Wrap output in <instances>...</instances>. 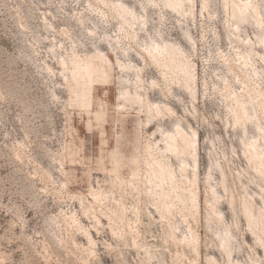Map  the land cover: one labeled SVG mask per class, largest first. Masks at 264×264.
Returning a JSON list of instances; mask_svg holds the SVG:
<instances>
[{"label": "rangeland", "instance_id": "374dc122", "mask_svg": "<svg viewBox=\"0 0 264 264\" xmlns=\"http://www.w3.org/2000/svg\"><path fill=\"white\" fill-rule=\"evenodd\" d=\"M58 1L0 0V264H207V255L226 264L219 248V226L205 202L208 171L215 186L221 184L222 173L239 176L229 180L233 206H229L230 197L221 188L217 208L226 222L238 221L231 239L235 261L252 264L251 259L257 258L264 264V250L247 229L238 205L246 191L264 207L259 197V193L264 197V189L256 185V174L242 154L240 141L244 134H256V129L250 120L243 119L247 123L244 133L234 123L225 98L223 77L228 81L229 76L235 86L241 85L221 60L220 51H226L229 45L220 0L209 3V12L217 13V17L198 14L189 26L197 43L196 52L182 34L186 26L177 23L171 11L163 9L162 19L159 9L146 11L152 35L161 27L166 38L192 52L198 69L199 92L194 108L184 91L176 90L182 102L171 96L168 100L161 97L158 86L163 87L165 82L152 65L146 64L139 73L148 98L168 103L182 119L185 130L190 133L191 127L198 132L197 186L201 202L198 210L188 209L194 206L189 185L193 175L190 171L182 173L180 162L171 155L188 207L185 211L179 207L174 215H163L153 205L148 194L151 187L140 177L146 170L145 143L159 138L158 129H174V121L148 119L143 106L120 96L121 73L105 63L95 77L91 100L97 117L70 105L82 86L72 79L69 63L64 70L59 64L60 57L72 51V42L61 35L60 29L72 24L79 50L83 48L78 42L90 46V39L67 14L77 4L85 5L84 0H66L61 5ZM141 2L145 0L129 1L137 12ZM197 7L199 10L200 0ZM44 16L55 25L54 30L46 28ZM104 22L109 34L118 33L115 18ZM243 28L253 35L255 27L250 23ZM61 42L65 49L59 46ZM121 43L130 50L126 40ZM101 46L114 64L109 46ZM131 54L142 66L138 55ZM44 61L53 67V74L46 70ZM62 71L67 79L61 77ZM136 74L130 72L128 77ZM261 75L264 81V72ZM152 80L158 83L153 88ZM202 80L206 85H201ZM251 111L264 125L261 110L251 107ZM132 177H136L129 181L133 185L127 182ZM190 228L199 234L196 251L182 243L183 236L190 235ZM236 246L239 248L235 251Z\"/></svg>", "mask_w": 264, "mask_h": 264}, {"label": "bare ground", "instance_id": "6f19581e", "mask_svg": "<svg viewBox=\"0 0 264 264\" xmlns=\"http://www.w3.org/2000/svg\"><path fill=\"white\" fill-rule=\"evenodd\" d=\"M130 0H84L85 5L77 4L68 13L70 19L77 25L83 35L90 39V46L78 42L83 50L78 49L77 40L73 35L71 26L62 27L61 35L72 42V51L66 52L60 57L59 64L62 70L67 68V63L71 65L70 74L76 84L81 85L80 93H76L70 101L72 107L82 109L88 116L97 117L93 110L91 100L94 94L95 77L100 75L101 65L107 64L109 67L115 66L119 75V83L123 88L120 96L131 103H138L146 110V116L150 118H164L174 121V129L160 132L159 138L149 139L144 145L146 170L141 174L145 183L151 189L148 191L155 207L161 209L163 215H174L177 209L183 206L185 211V199L180 193V185L177 183L173 168L171 155L180 162V171L185 173L190 171L193 181L189 183L194 198V206L188 208L198 210L201 198L198 190L197 173L199 169V138L195 128H191L189 133L182 127V119L178 118L174 109L166 102L152 101L148 98L142 84L140 74L146 64H150L156 69L160 78L165 82L163 87H159L161 97L167 99L171 96L173 100L182 102V98L176 90L184 91L193 101L199 92V77L197 65L192 58V52H188L177 42L166 38L161 27H157L152 35L149 29V22L146 11L148 8L159 9L161 19L164 18L163 9L171 11L179 24H184L182 34L187 40L193 52L197 51V43L192 36L190 25L195 23L197 15L217 17V13L209 12L210 0H200L198 10V0H145L138 4L137 12L135 4H130ZM66 0H59L61 5ZM225 10L222 20L223 29L227 32L226 38L228 48L220 51L221 60L227 65V71L235 75L241 86H235L228 76L223 77L225 98L229 100V109L232 112L234 123H238L245 133L247 123L243 119L250 120L256 129V134L240 137L242 144V154L247 158L250 166L254 169L255 183L262 191L264 189V125L256 114L252 113L251 107H258L264 118V81L261 75L264 72V0H220ZM61 7V6H60ZM143 12V13H142ZM92 17H96L94 20ZM109 17L116 19L118 23V33L111 35L104 28V21ZM250 23L255 27L253 35L247 33L243 26ZM46 28L54 30L55 25L44 16ZM53 40L55 38L53 37ZM126 40L130 45L129 49L121 41ZM102 43L107 44L114 54V64L108 54L102 48ZM59 46L64 47L61 42ZM135 46V48H133ZM134 52L143 61L140 66L133 61L131 52ZM262 51V52H260ZM34 52L37 50L34 49ZM68 61V62H67ZM46 70L54 73L53 67L44 61ZM137 71L135 77H128L130 72ZM125 73L126 75H122ZM61 77L67 79L63 71ZM158 83L152 80L150 87L157 86ZM201 85H206L202 80ZM133 88L131 91L130 88ZM133 92V93H132ZM144 94L146 97H144ZM226 123H228L226 121ZM87 124H90V120ZM91 126V125H89ZM213 162L212 164H217ZM136 177L128 178L127 182L132 184ZM222 181L219 186L212 183V174L207 172L206 197L205 202L209 208V214L215 219L219 226L218 239L219 248L225 258L226 264H244L235 261L233 257L234 245L231 239L235 237V230L238 221L234 219L229 223L225 221L221 210L217 208V203L221 198V188L227 192L229 206H233V190L230 181L239 179V176H227L222 173ZM137 182V181H136ZM135 183V182H134ZM263 184V185H261ZM259 197L264 201V197L259 193ZM241 214L244 216L247 229L254 235V239L264 250V207L259 206L256 198L244 191L238 199ZM166 217V216H165ZM170 227L174 230L172 225ZM169 229V233L175 237L174 231ZM189 236L184 235L182 243L189 250L196 251L199 240L196 230L190 228ZM235 247V251L238 250ZM261 259V258H260ZM260 261V260H259ZM257 258L251 259L252 264H261ZM207 264H219L214 255L206 256Z\"/></svg>", "mask_w": 264, "mask_h": 264}]
</instances>
